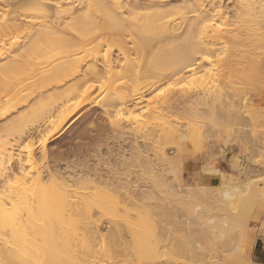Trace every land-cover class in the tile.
Instances as JSON below:
<instances>
[{
	"label": "bare ground",
	"instance_id": "obj_1",
	"mask_svg": "<svg viewBox=\"0 0 264 264\" xmlns=\"http://www.w3.org/2000/svg\"><path fill=\"white\" fill-rule=\"evenodd\" d=\"M263 35L264 0H0L1 118L34 96L38 101L53 99L54 103L41 105L39 112L43 118L57 109L56 118L52 120V114L48 118L52 127L59 129L89 103L92 92L105 89L112 92L103 104L107 107V110L104 108L105 114L114 118L111 115L115 113L118 117L109 122L112 128L110 137L106 134L107 126L103 125L98 126L94 136L99 141L111 138L118 147L117 151L112 152L111 146L110 152L107 150L104 156L103 149L94 154L92 148H87L94 154L93 161L100 158L98 164L94 162L95 167L89 166L92 163L90 157L84 159L83 155V161L73 160L68 153L64 168H53L58 163L54 164L53 160H58L56 157L61 152L52 156V160V153L46 148L47 139L43 140L40 159L29 151L25 160L19 157L13 167L15 157L9 152L5 140H0V185L3 184L0 187V264H175L177 259L173 263L172 258H168L173 256L168 253L172 251L173 240L182 238V245L177 241L179 248L187 245L198 251L195 244L191 247L184 244L187 240L193 242L192 237L196 242L201 239H197L201 230L197 232L195 225L202 231L204 229L211 243L214 242L211 244L213 250L210 253L211 247H205L210 248L208 252L199 246L207 250L206 256L201 250L202 255L200 252L199 255L202 258L195 257L196 260L192 261L188 257L192 262L189 260L187 264H251L249 254L257 237L251 229L255 235L251 232L247 239L239 237L247 240L243 249L239 245L242 246L244 241L241 244L239 238L236 241L239 244L233 243L230 236L231 242L224 240L229 244L221 241L224 236L217 244L215 240L218 239V229L226 231L228 228V233L232 234L240 230L238 223L243 221L236 211L240 210L237 207L242 199L241 193L246 195L249 185L244 186L246 182L240 185L239 182L238 185L245 189L240 193L237 183L234 185L232 181V186L229 182L235 178L240 181L245 175L255 177L257 170L239 156L228 154L225 145L231 136L223 138L222 142H216L212 137L215 133L218 138L224 137L220 135L225 129L220 135L216 131L230 125L228 121L248 120L249 124L253 121L257 112L253 118L251 113L249 117L244 113L248 114L253 108L254 97L253 104L247 97L245 103H238L241 99L235 102L234 99L246 91H240L243 87H238L239 90L233 86L234 80L229 81L228 76L231 71L242 70L240 67L253 71L258 63L253 59L260 56L258 53L264 48L254 42ZM248 38H253L252 46L254 44L256 50L261 47V50L251 49L252 41L249 42ZM129 42L131 47H128ZM261 42L264 44L263 40ZM103 49L106 51L101 59ZM113 49L123 55V61L120 58L118 62L114 61L110 55ZM98 58L102 60V66L92 62L85 70L81 68L86 62ZM261 66L257 67L260 71L264 69H259ZM199 69L204 73L200 78L192 79L189 88L177 90L176 94L171 93L172 90L164 98L153 97L148 102L149 108L137 114L146 96L163 81L176 79V83H181L187 79L183 77L185 73L194 74ZM76 76L80 78L78 81L74 78ZM71 78L77 82L57 92L59 85ZM50 90L56 92L48 94ZM247 92L242 94L250 97V91ZM263 113L258 118H263ZM241 116L247 120H242ZM179 120L189 122L186 129L181 128L183 124L179 125ZM127 122L132 125H125ZM246 125L247 128L249 125ZM257 125L253 123L256 128ZM258 126L264 127L262 123ZM232 127L231 130L235 128ZM242 127L238 128L242 130ZM208 128H213L214 134ZM250 128L253 134L252 124ZM227 129L230 130V126ZM245 130L248 135L249 129L243 132ZM255 131L258 139H262L258 134L260 131ZM25 132L26 128L22 126L14 135H24ZM252 134L251 138L255 139L257 135ZM237 138L234 139L237 141ZM234 139L232 141L239 143ZM240 140L243 143L244 140ZM92 142H87L86 147ZM250 146L252 148L253 144ZM170 147H176L175 156L166 154L172 149L167 150ZM201 149L205 151L197 154ZM85 152L83 154H87ZM68 157L73 161L68 162ZM49 161L54 165L50 167ZM247 178L248 182H253L249 176ZM256 187H252V194L261 191L262 187ZM256 194L246 196L242 207L245 205L247 209L257 201L260 197L257 195L259 198L256 199ZM258 194L262 195L263 207L257 216L255 213V218L264 236V191ZM237 195L241 198L238 201ZM196 198L198 201L213 199L215 205L210 199H201L213 206L205 209ZM249 216L251 218L252 214ZM106 221L112 229L101 234L100 224ZM218 222L222 226L217 229ZM240 224L241 227L245 224L242 232L239 231L245 236L248 225ZM231 228L235 230L232 233ZM226 237L222 240L229 239ZM177 250H173L174 253ZM243 253L247 257L243 258Z\"/></svg>",
	"mask_w": 264,
	"mask_h": 264
},
{
	"label": "rangeland",
	"instance_id": "obj_2",
	"mask_svg": "<svg viewBox=\"0 0 264 264\" xmlns=\"http://www.w3.org/2000/svg\"><path fill=\"white\" fill-rule=\"evenodd\" d=\"M227 3V2H226ZM256 37V36H255ZM255 37H253L254 39H255ZM259 37V39H261V40H263V42H264V35L261 37V36H258ZM245 38V37H244ZM253 38H251V39H249V42L250 41H252L251 42V49L254 47H256V46H261V47H263L264 46V44L261 42V40L259 41V39L258 38H256L255 39V42H254V44H257L256 46L253 44V46H252V43H253ZM260 42V44H258L259 42ZM258 43H257V42ZM131 43L129 42L128 43V47H131ZM261 47H258V49L256 50V48H255V50H256V52L258 51V50H261L260 48ZM250 48V47H249ZM248 48V49H249ZM254 48H253V50H254ZM250 49V51L251 52H253V50H251ZM105 49H103L102 50V56H100V58L102 59V57H103V55H104V53H105ZM262 51H264V48L258 53L260 56H256V55H258V54H254L256 57L253 59L254 61L255 60H257V65L259 66V65H262L261 67H259V69L261 68H263L264 66V52H262ZM253 53H255V52H253ZM110 55H112V58H115L114 59V61H117L118 62V59L120 60V61H123V55H121L120 54V52L118 51V50H116V49H113V51L111 52V54ZM254 55H252V57L254 56ZM263 55V56H262ZM100 58H98V60H91V61H88V62H86L85 64H83V67H81L83 70H85L86 68H88L89 67V65L90 64H93L94 62L97 64V65H100V66H102V60L100 59ZM5 59V58H4ZM4 59H2L1 61L3 62L4 61ZM117 59V60H116ZM251 60H252V58H251ZM261 61V62H259V61ZM98 61V62H97ZM100 61H101V63H100ZM5 62V61H4ZM93 62V63H92ZM100 63V64H99ZM255 63H256V61H255ZM263 63V64H262ZM256 64H255V68H253V71H251V69L249 70V69H247L246 70V68L244 69V68H242V67H240L242 70H237L238 72H236L235 73V71L233 72V71H231L230 72V75L228 76L229 77V81H233L234 80V82H233V86L234 85H236V87L238 88V87H243V88H241V90H240V88H238L240 91H242V90H244V91H246V92H242V93H248L247 91H250V94L251 95H254V96H252L251 97V95H250V97H248L249 96V94H247V95H245V94H242V93H240L238 96L240 97V98H238V97H236L235 99H234V97H233V99L235 100V102H238V103H245L244 102V99H245V97H247L249 100H250V102L252 103V101L254 102V104H257V105H254L253 103V108H249L250 110H248V108L246 109V110H248V114L245 112L244 113V116H247V117H249V116H251V115H255V113H256V115H255V117H254V115L253 116H251L252 118H253V121L249 124V122H248V120H247V118H245V117H242L241 116V118H242V120H244V118H245V120H247L246 122L245 121H240V122H238V123H236V122H232V121H228V123H230V125L229 124H226L227 122H225V124H226V126H223L224 128H220V130H217L216 131V129H214L217 133H219V135L221 134V132L220 131H222V129H225L224 130V132L223 133H225V131H226V133L225 134H223L222 133V135H220V136H224V137H221V138H218V134H216L215 133V136H214V138L210 135V137H212V139L213 140H215L216 142H222L223 140V138L225 139V138H228L227 136L229 135V136H231V142L229 141V143H227L226 145H225V147H226V149L228 150V154L230 155V156H239L238 158H242V160L243 161H247V163H249V164H252L253 165V168H255V170H257L256 172H254V173H252V174H254V175H256L258 178L257 179H255L256 178V176L254 177V176H250V175H245L246 177H241L240 178V181L238 180V179H236L237 181H235V179H233V180H231L230 182H229V184L231 185L233 182H234V185H236L235 183H237V185L236 186H239V188L241 189L240 190V193H241V191L244 189H242V187L243 186H240V185H243V183L244 182H246V184H244V186L246 185H251L250 187H251V190H249L250 189V187L249 186H247L248 187V189L246 190V191H248L247 193H246V195H245V193H244V195L241 193V195H242V199L240 198V197H238V195H239V192H238V195H237V201L239 200L238 198H240L241 200V202L239 203L238 202V207H237V209H240V210H237L236 212H238V214H239V216L243 219V221H240L239 223H238V225L240 226V230L243 228V226H245V224L244 225H242V227H241V222H244V223H246L248 226L246 227L247 228V230L245 231L244 229V233H245V236L244 235H241V233L239 232L240 230H232V228H236L235 226H232V228L230 229V233H232V231H235V235L232 233V234H229L228 233V231L227 230H229L228 228H227V232L224 230V231H222L223 229V227H221V231H219L220 229H218L220 226H222V224H220V222H218L219 224H216L215 225V227L218 225V227H217V229H218V231L219 232H221V233H223V234H219V232L217 231V233H218V239H216L215 241H216V244H217V242H220V237L221 236H224V237H222V238H225V236H227L226 238H229V239H223L222 240V238H221V241H223V243H225V244H229V242H231V240H230V237L232 238V242L234 243H238V242H240L241 244L243 243L242 241H244V243L242 244V246L241 245H239V247L241 248V249H243V247H244V244H245V242L247 241H245V239H247L248 238V236L249 235H251L253 232L256 234H254L255 235V237H256V239H255V244L256 245H254V248H253V250H252V252H251V254H249V256H250V262H251V264H264V261L262 260H258L257 258H255V253H260L262 250H264V236L260 233V228H261V225H258V223H257V221H256V218H255V213H256V216H257V213L258 212H260L261 210H262V203L263 202H261V197H262V195L260 196L258 193H262L263 191H264V150H262V149H264V148H259V147H264V140H263V138H264V135L263 134H261V131H263L262 133H264V127L263 126H258V125H260L261 123L264 125V123L263 122H261V120L262 119H264V116H263V118H261L262 117V113L264 112V69H262L261 71L260 70H258V66H257ZM208 66V65H207ZM206 66V67H207ZM250 68V67H249ZM207 69H208V67H207ZM245 70V72H244V70ZM203 69H201V71H202ZM258 70V71H257ZM200 71V69L198 70V71H196V72H194V74L193 73H185V75L183 76L185 79H186V81H184V82H181V83H176V79H174V80H165V82L163 81L162 82V84L161 85H159L158 86V88L157 89H155L154 91H152L151 93H149L146 97V99L144 100V102H143V104H142V108H138V110L139 111H136L137 112V114H139L140 112H142V111H144L145 109L144 108H149L148 107V102L153 98V97H160V98H164L165 97V95L166 96H168L169 95V93L173 90H175L174 92L172 91L171 93H174V94H176L175 92H177V90H178V92L179 91H181V90H183V88L184 89H187V86H188V88H189V82L192 80V79H197V78H200V76H202V74L204 73L203 71L201 72H199ZM248 71V73H246ZM245 74H244V73ZM251 72V73H250ZM260 72V73H259ZM197 73H199V74H197ZM202 73V74H201ZM256 73H257V75L258 76H256ZM263 73V74H262ZM188 74H190L191 76H188ZM194 75V77H193V75ZM201 74V75H200ZM243 74H244V76H243ZM247 74L249 75V77H247ZM252 74V75H251ZM254 74V75H253ZM196 75V76H195ZM230 76H231V78H230ZM260 76H261V78H260ZM79 77H81L82 78V76H80L79 75ZM78 76H76V77H74L77 81H78V79H80ZM74 78H71V79H69V80H67L65 83H62V84H60L59 85V90L57 91V92H61V91H63V90H65V89H67V88H69L70 87V85H72V84H75V82H77ZM191 78V79H190ZM231 79H233V80H231ZM238 81V82H237ZM241 81H243V82H241ZM240 82V83H239ZM247 82V83H246ZM234 83H236V84H234ZM241 83H242V85L243 86H241ZM177 84V85H176ZM238 84V85H237ZM240 85V86H239ZM245 85V86H244ZM244 87L247 89H244ZM249 87H251V88H249ZM180 89V90H179ZM258 91H260V93L258 92ZM56 91H52V90H50L49 92H48V94H54ZM255 93L256 92V94H252V93ZM93 94H91L90 96V101H89V103H87L81 110H79V112H76L74 115H73V117H71V118H69L65 123H63V125H61L60 126V128L59 129H57L56 127H52V125L50 124V117H51V119L53 120L54 118H56L55 116H57L58 115V110L57 109H54V112H53V114L50 116V115H46V116H44L43 115V118H42V114H41V112H39V110L41 109V105H43V104H45V102L46 103H54V100L52 99H48V100H46V101H38V98H36L35 96L33 97V98H31L30 99V101H28V103H26V104H24V105H20V106H17V108H15V109H13V111H11V113H9L8 115H5V117H0L1 119H0V138L1 137H3V139L1 138L0 140L1 141H3V140H5V142L7 143V147H8V150H9V152L13 155V157H15L14 158V160H13V162H12V164H13V167H16V164H17V162H18V158L19 157H21L22 159H24L25 157H26V155H27V153L29 152V151H33V153H34V157L35 158H39L40 159V153H41V148H43V146H42V143H43V140L44 139H47V147L46 148H48L49 149V152L50 153H52L51 154V158H52V156H54V157H56L60 152L62 153H60V156L62 157L63 155V158L62 159H60V161H58L59 160V158H60V156L58 155L56 158L58 159V160H56V158H54L56 161L54 162V160H53V158H52V160H53V163L55 164V163H57V164H59V162H62V161H64V159H66L67 160V158H65V155L66 154H68V153H70V157L71 158H73V160H75L76 158L77 159H79V160H81V161H83L84 159H88L89 157V159L92 161V163H90V165H89V161H88V163H87V165H89V166H94V164L97 162V164H98V162H99V160H100V158H99V160H98V158H96L95 160L96 161H93L94 159V154H96L97 152L96 151H98V150H100L101 149V151H102V149H103V155L105 156V154L106 153H108V152H110V150H109V148H112V152H114L117 148H116V144L114 143V140H112L111 138V140L108 138V137H110L112 134L110 133V135H109V132L111 131V129H110V126H111V124L109 123V122H111V121H116V119L118 118V117H116V115H115V113L114 114H112L111 116H113L114 118H112V117H110V116H106V114H105V111L107 110L106 108L107 107H103V104L105 103V101H107L109 98H110V95H108L109 93H110V91L108 90V89H105V90H98V91H95V93L94 92H92ZM111 95H112V92L110 93ZM241 95H242V98H241ZM164 96V97H163ZM243 96H244V98H243ZM257 96V97H256ZM254 97V100H252V98ZM238 99H243V101H241V100H238ZM238 100V101H237ZM252 100V101H251ZM51 101V102H50ZM56 101V100H55ZM241 101V102H240ZM249 102V103H250ZM237 103V104H238ZM99 104V105H98ZM102 106H101V105ZM249 105V104H248ZM242 107H243V110H245L244 109V106L242 105ZM254 107H256L257 109H254ZM106 110H105V109ZM146 109V110H147ZM15 110V111H14ZM142 110V111H141ZM255 110V112L253 113V111ZM258 110V111H257ZM252 111V112H251ZM263 111V112H262ZM139 112V113H138ZM40 113V114H39ZM250 113H251V115H250ZM261 113V114H260ZM246 114V115H245ZM260 114V115H259ZM264 114V113H263ZM39 115V116H38ZM258 115V116H257ZM50 116V117H49ZM259 116H261L260 118H261V120H260V118H258ZM49 117V118H48ZM115 117H116V119H115ZM256 118V119H255ZM49 119V120H48ZM113 119V120H112ZM254 119H255V121H254ZM258 119V120H257ZM111 120V121H110ZM180 121V122H179ZM178 121V123H179V125H182L183 124V126H181V128L182 129H186V125H188V121H184V123H183V121H181V120H179ZM257 121H259L258 123H257ZM263 121V120H262ZM261 122V123H260ZM123 123V122H122ZM241 123H244V124H242V126L244 125V127H245V125L246 126H250L251 127V124H252V128H253V130H254V132H253V134H252V131L250 132V130H251V128L248 126L247 128L245 127V128H243L240 124ZM253 123H255V125H257V128L255 127V126H253ZM100 124V125H99ZM132 125V123H130V122H127V123H125V125ZM107 126L106 128L109 130H107L106 132V134H108V137L106 138L105 137V139H102V140H97V139H95L94 138V136H95V134H96V131H97V129L99 128V127H101V126ZM22 126H24L25 128H26V132H25V134L24 135H16L17 133H16V131H17V129H19L20 127H22ZM99 126V127H98ZM185 126V128H183ZM227 126H230V130H228L227 129ZM231 126H233L232 128H234V126H235V128L234 129H232L231 130ZM95 127V128H94ZM238 127H242V130H241V128H238ZM15 128V129H14ZM103 128V127H102ZM229 128V127H228ZM257 129V132L258 131H260L258 134H259V137H260V135H262V139H258V135L255 133L256 131H255V129ZM57 129V130H56ZM209 130L211 129V132L213 133L214 131H212L213 130V128H208ZM207 129V130H208ZM219 129V128H218ZM242 131V133H241V131ZM244 129H249L248 130V135H247V130H245L246 132H243V130ZM12 130V131H11ZM84 130V131H83ZM92 130V131H91ZM236 130V131H235ZM85 131H87V132H85ZM89 131H91V133L89 132ZM240 131V132H239ZM14 132L16 133L15 135H14ZM82 132V133H81ZM232 132V133H231ZM233 132H234V134L236 135V137L234 136V138H237V141H236V139H234L233 138ZM250 132V133H249ZM81 133V134H80ZM211 133V134H212ZM237 133V134H236ZM240 133V134H239ZM257 135L256 137L254 136V138L255 139H252L253 138V136H251V134L252 135H255V134ZM13 134V135H12ZM91 134V135H90ZM94 134V135H93ZM209 134H210V132H209ZM214 134V133H213ZM250 134V135H249ZM239 135H240V137H239ZM89 136H90V138L92 139L91 141H93L95 144H97V145H95L93 142L88 146V147H86V143L87 142H91L90 141V138H89ZM92 136H93V138H92ZM81 137H82V139H81ZM216 137V138H215ZM242 137V138H241ZM252 137V138H251ZM86 138V139H85ZM104 138V137H103ZM243 139L244 141H243V143H242V140H240V139ZM249 138V139H248ZM97 140L98 141V143L95 141V140ZM235 140L236 142H239L240 143V146H239V143H235L234 141H232V140ZM238 139H239V141H238ZM258 139V140H257ZM86 140V141H85ZM105 140V141H104ZM250 140H251V142H250ZM262 140H263V142H262ZM109 143H108V142ZM225 141V140H224ZM258 141H260V143L262 142V144H263V146L260 144L259 145V142ZM105 144V143H108V145H109V147H107L106 145V150H105V146L102 144ZM245 142V143H244ZM85 143V144H84ZM89 143H87V144H89ZM102 144V145H100V144ZM251 143L253 144V146H252V148H251ZM82 144V145H81ZM111 144H113V145H111ZM244 144H245V146H244ZM77 146V147H76ZM94 146V147H93ZM97 146H101V147H97ZM112 146V147H111ZM115 146V147H114ZM239 146V147H238ZM81 147V148H80ZM103 147V148H102ZM248 147H250V150H249V148ZM261 150H259L258 148ZM76 148V149H75ZM87 148H92V150L91 151H93L92 153H94V154H91V152H90V150L89 149H87ZM94 148H96V149H94ZM97 148H99V149H97ZM172 147H170V148H167V150H170ZM240 148H243V149H240ZM78 149V150H77ZM82 149V151L83 150H85L86 151V149H87V151L85 152V153H87V154H83V153H80V150ZM115 149V150H114ZM126 149H128V147H126ZM240 149V150H239ZM246 149H248L250 152L251 151H255L256 150V152H251V153H249V151L248 150H246ZM258 149V150H257ZM107 150H109L108 152H107ZM172 150V151H171ZM170 150V152L169 151H167V153L166 154H168L169 156L171 155V153H173L174 154V156H175V154H177V153H175V151L174 150H176V147H173L172 149ZM201 150H203V149H201ZM201 150H198V153L197 154H202L205 150H203V151H201ZM81 151V152H82ZM89 151V152H88ZM106 151V152H105ZM117 151V150H116ZM177 151V150H176ZM195 151H197V150H195ZM201 151V152H200ZM243 151V152H242ZM244 151H245V153H244ZM258 151V152H257ZM75 152V153H74ZM96 152V153H95ZM105 152V153H104ZM194 152V150H192L191 151V153H193ZM56 153H57V155H56ZM72 153H74V154H72ZM89 153L92 155H89ZM115 153V152H114ZM114 153H112V154H114ZM170 153V154H169ZM190 153V154H191ZM250 155H249V154ZM258 153V154H257ZM128 155L130 154V153H127ZM172 154V155H173ZM197 154H195V155H197ZM240 154V155H239ZM247 154V155H246ZM56 155V156H55ZM73 155V156H72ZM78 155V156H80L81 155V157L79 158L78 156L76 157V156ZM85 157H84V156ZM103 155H102V157H103ZM108 155V154H107ZM171 155V156H172ZM69 156V155H68ZM246 156H247V159H246ZM248 156H249V158H248ZM66 157H67V155H66ZM70 157H68V162H70L72 159L70 158ZM82 157H84V159L82 158ZM87 157V158H86ZM92 157V158H91ZM113 157V156H112ZM112 157H111V159H112ZM250 157H251V161H250ZM38 158H37V160H38ZM51 158H50V160H51ZM105 158V157H104ZM93 159V160H92ZM114 159V158H113ZM25 160V159H24ZM72 160V161H73ZM253 160L255 161V162H253ZM90 161V162H91ZM257 161V162H256ZM39 162V161H38ZM50 162H52V161H49V163L48 164H50L49 166L51 167V165L53 166L54 164L53 163H50ZM68 162H66V163H68ZM95 162V163H94ZM260 162V163H259ZM40 163V162H39ZM63 164L61 165V163H60V165H57V164H55L54 165V167L53 168H55V167H58V168H64V165H66L65 164V161L64 162H62ZM41 165L40 166H44V164H42V162L40 163ZM48 164H46L45 166H48ZM93 164V165H92ZM97 164H95V165H97ZM247 164H245V166H246ZM95 167V166H94ZM257 167V168H256ZM259 172V173H258ZM259 174V175H258ZM247 176H249V179L250 180H252L251 179V177H254L253 179L255 180V183H256V181H257V183H259V185H255V183L253 184V182H254V180H252L253 182H248L249 180H247L248 178H247ZM18 177H20L19 175H18ZM247 178V179H246ZM173 179L171 178V181H172ZM233 181V182H232ZM239 182H240V185H238L239 184ZM1 183V182H0ZM248 183H251V184H248ZM256 183V184H257ZM217 185L219 184V183H216ZM2 185L3 184H1L0 185V187H2ZM233 184H232V186H234ZM255 185V186H254ZM261 185V186H260ZM256 186H258V189L259 188H261L260 190L262 191H257L256 189V191L254 192L253 191V194H256V192H258L257 194H256V199L257 198H259V199H257V201H255V202H253L251 205H250V207H249V209H251L252 208V210H249L248 209V207H247V209H248V212H250L249 214H252V216H251V218H250V216H249V214H248V212L246 211L247 209L246 208H244L245 207V205L242 207V204L241 203H244V200H245V197L246 196H249L250 197V195H252V196H254L253 194H252V187H256ZM257 188V187H256ZM263 189V190H262ZM251 192V193H250ZM241 195H239V196H241ZM257 195L259 196V197H257ZM244 196V197H243ZM246 198H248V197H246ZM198 199H200V198H198ZM201 199H203V198H201ZM200 199V200H201ZM204 199H207L208 201H210V200H212L211 201V204H213V205H215L214 203H213V199H210V198H204ZM203 199V200H204ZM210 199V200H209ZM236 199H235V201H234V203H236ZM255 199V200H256ZM200 200L198 201L197 200V198H196V201L198 202V204L201 206V207H203V206H205V209L207 208V209H209V207L211 206L212 208H213V206L212 205H208V204H210V202H205L204 201V203L202 202V200H201V202H200ZM260 200V201H259ZM264 199L262 198V201H263ZM243 201V202H242ZM261 202V203H260ZM206 203V204H205ZM201 204H203V205H201ZM240 204V205H239ZM262 204V205H261ZM207 205V206H206ZM204 208V207H203ZM258 209V210H257ZM257 210V211H256ZM247 212V213H246ZM242 214H243V216H242ZM248 214V215H247ZM254 214V215H253ZM245 215V216H244ZM246 215H247V217H249V219L246 217ZM259 215V214H258ZM120 216H122V215H120ZM123 217V216H122ZM121 217V218H122ZM194 217V216H193ZM244 217H245V219H244ZM259 217V216H258ZM120 218V219H121ZM253 218H255V220L253 219ZM118 220H119V218H117ZM241 219V220H242ZM122 220V219H121ZM245 220V221H244ZM247 220H248V223H247ZM250 220V221H249ZM105 221V220H104ZM108 221H106V222H104V223H102V224H100L101 226L99 227L100 228V233L102 232V233H105V234H107L106 232H108V230L111 228L112 229V227H111V225L109 224V222L107 223ZM251 224H250V223ZM233 225H235V224H233ZM195 228H197V232H199L198 230H201L202 231V229H200V227L199 226H197V225H195ZM238 228V227H237ZM236 228V229H237ZM245 228V227H244ZM225 229V228H224ZM239 229V228H238ZM253 231H251V230ZM201 231L199 232V236L197 237V239L199 238L200 240L198 241L197 240V242L195 241L196 240V238L194 239L193 237H192V239L194 240L193 242L192 241H185V243L184 244H189V246L190 245H194V247L196 246H198V248H200L199 246H202L201 248L203 249V248H205V247H207V246H209V247H211V251H210V253L212 252V246H211V244H213L214 242H212L211 243V241L212 240H210V238H209V236L206 234V232H205V230L203 229V231H202V234H204L205 236L203 237V235L201 234ZM241 232H242V230H241ZM252 232V233H251ZM259 232V233H258ZM101 233V234H102ZM244 233H242V234H244ZM251 233V234H250ZM224 234H228V235H224ZM239 234V235H238ZM180 236V235H179ZM197 236V235H196ZM207 236V237H206ZM230 236V237H229ZM234 236H236V237H234ZM238 236V237H237ZM241 236V238H245V239H241L240 240V237ZM261 236V237H260ZM194 237H195V234H194ZM234 237V238H233ZM208 239V240H210V241H206L205 239ZM238 238H239V241H238ZM182 239V238H181ZM181 239L180 240H173V242H172V248H171V250L172 251H170V252H168V253H170V255H172L173 254V256L172 257H168L169 259L170 258H172V259H170L171 261H173V263H175L174 261L177 259V261H176V263L175 264H183V263H189L192 259L194 260L195 259V257H196V259L197 258H200L201 257V255H202V253H201V248L200 249H198V248H196L198 251H194V249H193V247L192 248H189L187 245H185L186 247H184V248H186L185 250H187V252L189 253V256H188V254H186V251H184V248L182 249V248H179L178 246H180V245H182V241H181ZM192 239H189V240H192ZM236 239V240H235ZM202 240H204L203 242H202ZM224 240H226V241H229V242H224ZM176 241V242H175ZM177 241L179 242V243H181L180 245H178L177 246ZM236 241H238V242H236ZM257 241V242H256ZM197 243V245H196V243ZM198 242H200L199 244L200 245H198ZM176 243V245H174ZM207 244V245H204V244ZM209 243V244H208ZM232 243V244H233ZM183 244V245H184ZM220 244H222V243H220ZM220 244L219 245H217V246H220ZM224 244V245H225ZM239 244V243H238ZM176 247H174V246ZM223 245V244H222ZM237 246V245H236ZM173 247L177 250V248H178V250H177V252L176 253H174V251H176L175 249H173ZM181 247V246H180ZM183 247V246H182ZM188 247V248H187ZM191 247V246H190ZM182 249V250H181ZM188 249H189V251H188ZM192 249V251L191 252H193L194 251V253H191L190 252V250ZM205 249H208V252H209V249L210 248H205ZM174 250V251H173ZM200 250V251H199ZM181 251V252H180ZM184 251V252H183ZM204 251V252H203ZM173 252V253H172ZM201 253V255H199L200 253ZM202 252H203V255H204V253L206 254V252H207V250H202ZM179 253V254H178ZM177 255V257H175V255ZM183 254V255H182ZM191 254V255H190ZM192 254H194V255H196V256H192ZM197 254H198V256H197ZM240 254V253H239ZM242 254V253H241ZM245 253H243V256L241 255V257H243V258H245V256L246 255H244ZM181 255V256H180ZM191 256H192V258H191ZM204 256H206V255H204ZM240 256V255H239ZM181 257V258H180ZM188 257H190V259L188 258ZM247 257V256H246ZM202 258V257H201ZM174 259V260H173ZM181 259H183V260H181ZM195 259V260H196ZM179 260H181V261H179ZM186 262H185V261ZM190 260V261H189ZM192 260V261H193ZM194 260V261H195ZM184 261V262H183ZM191 261V262H192ZM178 262V263H177Z\"/></svg>",
	"mask_w": 264,
	"mask_h": 264
},
{
	"label": "crops",
	"instance_id": "obj_3",
	"mask_svg": "<svg viewBox=\"0 0 264 264\" xmlns=\"http://www.w3.org/2000/svg\"><path fill=\"white\" fill-rule=\"evenodd\" d=\"M255 258L258 260L264 261V250H262L260 253H255Z\"/></svg>",
	"mask_w": 264,
	"mask_h": 264
}]
</instances>
